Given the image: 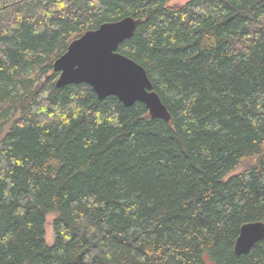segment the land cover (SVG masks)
I'll return each mask as SVG.
<instances>
[{"label": "trees", "instance_id": "1", "mask_svg": "<svg viewBox=\"0 0 264 264\" xmlns=\"http://www.w3.org/2000/svg\"><path fill=\"white\" fill-rule=\"evenodd\" d=\"M0 0V264H264V0ZM170 120L56 88L100 25ZM53 242L47 245L45 227Z\"/></svg>", "mask_w": 264, "mask_h": 264}, {"label": "water", "instance_id": "2", "mask_svg": "<svg viewBox=\"0 0 264 264\" xmlns=\"http://www.w3.org/2000/svg\"><path fill=\"white\" fill-rule=\"evenodd\" d=\"M139 22L126 17L104 23L72 41L53 63V72L58 74L55 87L86 84L99 100L115 97L125 107L141 103L153 119L168 122L167 108L146 71L118 52L119 45L133 37ZM263 240L264 224L247 223L240 228L234 251L245 255Z\"/></svg>", "mask_w": 264, "mask_h": 264}, {"label": "rangeland", "instance_id": "3", "mask_svg": "<svg viewBox=\"0 0 264 264\" xmlns=\"http://www.w3.org/2000/svg\"><path fill=\"white\" fill-rule=\"evenodd\" d=\"M186 1H188V0H171L169 2V5H182ZM50 220H51V218L47 219V224L45 227V241H46L47 245H51L53 242V234H52V230H51V226H50Z\"/></svg>", "mask_w": 264, "mask_h": 264}]
</instances>
